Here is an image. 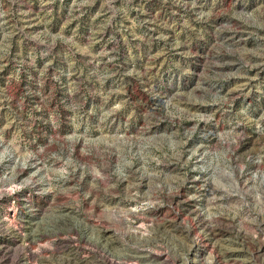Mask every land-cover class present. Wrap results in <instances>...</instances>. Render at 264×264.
Listing matches in <instances>:
<instances>
[{"label": "rangeland", "instance_id": "374dc122", "mask_svg": "<svg viewBox=\"0 0 264 264\" xmlns=\"http://www.w3.org/2000/svg\"><path fill=\"white\" fill-rule=\"evenodd\" d=\"M0 264H264V0H0Z\"/></svg>", "mask_w": 264, "mask_h": 264}]
</instances>
